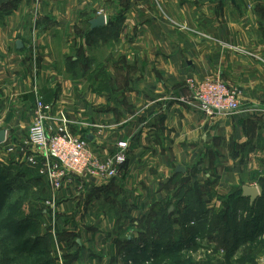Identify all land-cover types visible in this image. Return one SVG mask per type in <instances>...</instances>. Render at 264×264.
I'll return each instance as SVG.
<instances>
[{
  "label": "crops",
  "instance_id": "crops-1",
  "mask_svg": "<svg viewBox=\"0 0 264 264\" xmlns=\"http://www.w3.org/2000/svg\"><path fill=\"white\" fill-rule=\"evenodd\" d=\"M99 15L105 28L82 47L116 27V51L133 88L122 95L133 101L130 113L113 106L109 94L94 93L89 82L84 87L55 68H64L61 57L81 45L75 34ZM204 79L239 89V111L206 117L196 110V84ZM55 87L51 103L66 113L72 134L100 155L126 142L128 158L119 177L103 186L79 180L55 191L44 178L18 177L33 180L29 190L47 198L49 210L33 223L39 240L33 248L50 246L47 264H114L131 250L141 258L146 246L118 237L117 212L126 201L131 217L148 218L183 181L210 184L218 197L244 186L260 194L249 174L248 181L242 178L248 166L259 173L264 162V0H0V118H9L0 130L10 143L25 139L36 93ZM16 166L0 159L1 169ZM179 166L184 172L175 174ZM95 192L111 197L114 208H61ZM50 219L51 234L45 232ZM75 228L80 239L74 245L56 238ZM153 244L144 259L161 254ZM258 258L264 264V254Z\"/></svg>",
  "mask_w": 264,
  "mask_h": 264
},
{
  "label": "rangeland",
  "instance_id": "rangeland-1",
  "mask_svg": "<svg viewBox=\"0 0 264 264\" xmlns=\"http://www.w3.org/2000/svg\"><path fill=\"white\" fill-rule=\"evenodd\" d=\"M116 30L114 26L109 33L95 35L92 40H88V48H84L82 47L83 41L86 42V38L88 37L89 39L91 36H87V25H83L77 31V34H75L81 39L80 48L72 49L61 57L63 61L65 59L64 68L60 67V64H55V68L58 73H62L70 79L84 82V87L89 82V87L94 93L101 94L104 92L109 94L110 103L113 106L120 107L126 110L127 113H130L132 111L131 102L133 103V101L124 98L122 95L131 94L133 88L130 89L129 84L126 82L125 72L127 73V68L124 61L121 60L119 52L116 51L118 44V39L115 36ZM128 73L130 74L131 71ZM56 92L57 88L55 87L47 94L44 93V90L39 91V94L46 103L51 104ZM34 102L35 98H32L29 102L30 107L34 106ZM0 119H2L0 125L3 127V122L9 118ZM7 137H9V134ZM82 138L86 140V138ZM7 140L4 142L5 145H9L10 143ZM1 154L2 152H0L1 160L10 161L9 159L5 160L6 158ZM262 165L261 163L260 166ZM253 167H256V164ZM2 170L0 172V187L6 184L5 186L9 190L0 188V195L4 194L0 196V264H47L50 246L42 247V249H38L37 251L31 249L23 250V247L20 249L18 243L12 247V243L15 242L11 236L14 225L23 217L29 215H37L41 220L43 211L49 210L48 204L46 203L47 198L40 191L29 190L28 187L33 183V180L25 177H23L22 183L21 180H17L19 179L17 177L21 174H27L31 178H33V175L36 177L39 176L22 164H17L14 170ZM251 170L252 167L248 166L247 172L246 170L244 171L242 180L248 181L247 174H249L252 177V183H256L259 187L258 183L261 181L262 168L260 167L259 173L256 171H252L251 173ZM17 181L18 184L16 185ZM177 182L179 183V180ZM104 184L100 183L97 186H103ZM170 190L173 193L167 192L168 194L162 198V201L154 206V208H163V211L156 214V211L153 210L148 214V218L134 219L128 211H125L128 205L126 201L124 202L123 206L117 212L119 227H121L118 231L122 233V236L119 235L118 237H122L123 242L126 241L127 237L135 238L133 244L137 245L141 243V245L143 244L147 247V250L141 258L131 255L133 252L131 250L129 255L126 254L125 257L120 255L121 260L114 262V264H247V257L250 256L253 258V251L248 247L252 239H248L246 246L239 245L237 249H234L235 244L240 243V240L233 242L231 234H237L240 226L245 221H248L251 225L253 216H256V221L260 219L259 217H264V198L259 199L251 207L249 205V198H245L244 202L240 203L238 202L239 200H236L240 198L241 193H238L239 190L232 189L229 194L218 197L217 195L214 196L210 184H202L198 181H183L177 187L173 186ZM111 200V197L105 199L104 196H98L95 192L91 199L82 197L77 201V198H75L71 202L70 198L68 202L60 205L61 208H75V211L80 213L83 208H114ZM88 203L89 206H87ZM78 208L79 210H76ZM166 208H168V211ZM183 208H192L196 211L185 212ZM198 208H204L205 212L202 216H198V214H201L200 212L197 213ZM226 208L236 209L226 212ZM249 208L258 209L251 210ZM62 212L65 215L70 211L65 210ZM75 214L69 215L66 218L73 217ZM107 215H109L108 212ZM166 216H169V220ZM234 217L237 223L236 231L231 229L233 224L232 218ZM52 220L47 221V225L50 226L51 224L52 228H48L45 231L47 233L50 232V234L53 231ZM155 221L157 222L155 223ZM189 228H194L195 234H190ZM76 229L72 230L71 235H64V232H58V234L55 232L56 238L66 242L67 246L69 244L74 245L75 241L80 239V232ZM183 230L185 233H183ZM187 233L191 235L190 238L194 242L193 246L186 248H172L173 246H168L171 242L175 244L181 237H185ZM249 234L251 235V232ZM85 235L87 238V232H85ZM32 238V240H38L37 235L32 236ZM256 240L258 241V238ZM152 241L157 242L161 250L167 247L173 250L171 249L167 254L165 252L158 254L152 261L144 259L152 252L151 248L154 245ZM259 248L261 249L260 255L261 253L263 255L264 243L257 250ZM256 252L254 253L255 257L257 256ZM255 259L256 264H258L259 260L257 259L259 258L257 257Z\"/></svg>",
  "mask_w": 264,
  "mask_h": 264
},
{
  "label": "built area",
  "instance_id": "built-area-1",
  "mask_svg": "<svg viewBox=\"0 0 264 264\" xmlns=\"http://www.w3.org/2000/svg\"><path fill=\"white\" fill-rule=\"evenodd\" d=\"M196 85L195 108L204 116L239 111V89L209 79ZM32 112L26 138L17 143L0 145L5 160L25 165L44 178L55 191L69 189L79 180L106 184L120 175L127 162L126 142H118L109 154H97L85 139L71 133L66 113L53 103H46L38 92Z\"/></svg>",
  "mask_w": 264,
  "mask_h": 264
},
{
  "label": "trees",
  "instance_id": "trees-1",
  "mask_svg": "<svg viewBox=\"0 0 264 264\" xmlns=\"http://www.w3.org/2000/svg\"><path fill=\"white\" fill-rule=\"evenodd\" d=\"M84 25H87V24H84ZM96 30L97 29L91 31L89 26L87 25V31H86V32H88L87 36L88 35L89 36L93 35V33ZM91 86H92V82H91ZM94 90H98V89H94ZM262 164L263 165L261 166V168H262L261 181L258 183L259 184V188H260V195L251 204V207H253L255 205V203H257L259 201V199L264 198V187H263V182H264V162ZM2 169H10L11 170V168H2ZM2 169L0 168V172L3 171ZM13 170H14V168H13ZM25 175H27V174H25ZM0 180H1V176H0ZM17 180L19 181V179H17ZM18 181H17L16 185L18 184ZM5 185L6 184H4V186H1L0 188L1 189H5V190L8 191L9 189H7V186H5ZM238 193H241L240 194V198L236 199V200H239L238 201L239 203L240 202H244L246 197L242 196V190L240 189L238 191ZM3 195L4 194H1L0 196H3ZM179 209L182 211L181 208H179ZM233 209H236V208H226V212H229V211H231ZM249 209L254 210V209H258V208H249ZM166 210L168 211V208H166ZM160 211H163V208H157L156 214H158ZM183 211H185V212L186 211H191L192 212V211H196V210H194L192 208H183ZM197 211H198L197 213H199V212L201 213V214H198V216H200V215L202 216L204 214V212H205L204 208H198ZM29 216L23 217L16 225H14V228H13L14 230H13L11 236L14 239L15 242L12 243V247H14L16 245V243H18L20 249H21V247H23V250L31 249V250L37 251L36 249L33 248V246L35 245L34 243L38 242L39 240H37V239L32 240L33 239L32 236H34L36 234V232H37L36 231L37 227L35 225H33V223L37 222L38 216L37 215H32L30 217ZM168 217L169 216H166V218H168ZM252 218L253 219H252L251 225L248 223V221H245L244 223H242V226H240V228L238 230V233H237L238 236H237L236 233L231 234L233 242H235V241L238 242L240 240V243H236L235 244V248L234 249H237L239 247V245H245L246 246L247 243H248V239L249 238H250V240L252 239L251 240V244H248V247L253 251V258L248 256L247 259H246L247 264H256V259L255 258L260 257V251H261L260 248L258 250H257V248L260 247V246L262 247V244L264 243V217H259L260 219H257V221H256V216H253ZM168 220H169V218H168ZM235 220H236L235 217L232 218L233 224H232L231 229L233 231H236V229H237L236 228L237 227V223H236ZM156 222L157 221H155V223ZM233 225H234V227H233ZM248 228H249V230H247ZM189 229H190V234H195L194 233L195 232L194 228H189ZM249 232H251V235L249 234ZM183 233H185L184 230H183ZM190 234L187 233L185 235V237H181L179 239V241H177L175 244L173 242H171L168 246H173L172 248H178V247L179 248H186V247H189V246H193L194 242L190 238L191 237ZM257 238H258V241L256 240ZM154 243H156V245L158 247V243L157 242H154ZM172 248H170V247L163 248L161 253L165 252V254H167V252L170 251ZM256 251H258L259 253L256 252ZM255 252H256V255H257L256 257H255V254H254ZM261 255H262V253H261ZM42 264H44V263H42Z\"/></svg>",
  "mask_w": 264,
  "mask_h": 264
},
{
  "label": "water",
  "instance_id": "water-1",
  "mask_svg": "<svg viewBox=\"0 0 264 264\" xmlns=\"http://www.w3.org/2000/svg\"><path fill=\"white\" fill-rule=\"evenodd\" d=\"M90 30L95 29H103L106 26L105 17L103 15H99L93 20L89 21ZM17 49H21L22 45L21 42H16L15 44ZM6 139V132L5 130H0V145L5 142ZM184 169L182 167H177L175 170V174L183 173ZM259 191L256 187H246L244 186L242 188V196L249 198L250 203L252 204L258 197H259Z\"/></svg>",
  "mask_w": 264,
  "mask_h": 264
}]
</instances>
